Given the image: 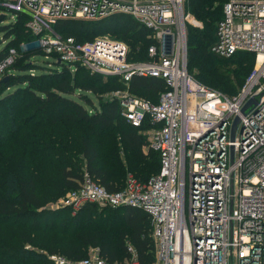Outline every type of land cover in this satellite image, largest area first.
<instances>
[{
    "label": "built area",
    "instance_id": "obj_1",
    "mask_svg": "<svg viewBox=\"0 0 264 264\" xmlns=\"http://www.w3.org/2000/svg\"><path fill=\"white\" fill-rule=\"evenodd\" d=\"M186 0H0V8L26 14L38 45L71 70L79 66L116 75L130 92L134 76L162 78L157 102L123 93L122 114L134 127L147 125L148 147L158 151L160 171L147 182L130 177L124 189L108 191L85 173L78 188L58 206L76 213L85 203L133 206L152 220V264H264V0H227L212 52L230 57L256 54L253 69L234 96L200 82L188 71ZM122 13L151 30L149 59L131 60L127 42L112 35L78 41L60 34L61 20H97ZM6 17V15H5ZM171 36V52L166 37ZM17 55L10 48L0 73ZM238 122L232 138L235 119ZM130 258L108 262L99 252L81 259L50 254L54 264H140Z\"/></svg>",
    "mask_w": 264,
    "mask_h": 264
},
{
    "label": "trees",
    "instance_id": "obj_2",
    "mask_svg": "<svg viewBox=\"0 0 264 264\" xmlns=\"http://www.w3.org/2000/svg\"><path fill=\"white\" fill-rule=\"evenodd\" d=\"M226 2L185 1V12L204 25L188 27V71L234 96L253 69L256 54L238 51L222 57L212 52ZM27 19L21 13L0 26V61L10 48L17 51L13 63L0 73V264H54L50 254L81 259L93 248L108 262H123L131 256L129 245L140 264H152V220L143 209L89 202L73 213L68 207L50 206L78 188L85 173L116 192L130 177L147 182L160 171L161 159L148 147L147 125L128 123L120 98L106 94L126 88L120 78L106 75L103 80L100 73L82 66L72 74L57 60L36 62L40 46H18L20 40L38 39ZM55 29L81 42L109 33L127 42L129 58L138 61L149 59L148 49L155 43L150 29L122 13L61 20ZM166 88L162 78L153 76L136 75L129 84L131 92L153 102Z\"/></svg>",
    "mask_w": 264,
    "mask_h": 264
},
{
    "label": "rangeland",
    "instance_id": "obj_3",
    "mask_svg": "<svg viewBox=\"0 0 264 264\" xmlns=\"http://www.w3.org/2000/svg\"><path fill=\"white\" fill-rule=\"evenodd\" d=\"M0 14H5V15H6V17H5V19L3 20V22L0 23V26L3 25V24L9 23V22H11V21L14 20V18L11 17V12H10V11H6V10H3V9L0 8ZM190 14H191V13H190ZM186 25H187V39H188V27H189L190 25L197 26V27H203V26H204V25H203V22L200 21L199 19H197L193 14H191V16H190V21L187 22ZM2 37H3V33L0 32V39H1V40H2ZM28 40H29V39H28ZM1 43H2V44H1V46H2V45L5 43V41H4V42H1ZM18 46H19V48H33V47H38L39 45H38V43H37L36 41L26 42V40L23 39V40H20V41H19ZM34 60H35L36 62L41 63V64H42V63H43V64H47V62H51V61H52V57H51V56L49 57V56L46 54V52L41 48L40 53L34 56ZM142 61H144V60H142ZM48 65L50 66L51 64L48 63ZM88 70H89V69H88ZM90 71H91V70H90ZM32 72H35V70L32 71ZM75 72H76L75 69L71 70V73H72V74L75 73ZM91 72H93V71H91ZM94 73H96V72H94ZM100 76H101V78H102L103 80L109 78V76H106L105 74H102V73H100ZM118 90H120V91L123 92V93L132 94V95H134V96L145 97V95H143L142 93H133V92H131V91H130V92H127L126 89H118ZM118 90L111 91V92L109 91V92H106V94H107V95H114L115 93L118 92ZM87 94L91 95L92 98L95 100L96 103L99 102L98 99H97V97L95 96V94H94L93 92H87ZM104 96H105V95H104ZM147 97H149V96H147ZM147 143H148V138H147ZM147 149H148V148H147V145H146L145 150H147ZM59 203H60V201H58V202H54V203L50 204V206H51V207H56V206L59 205ZM95 252H98V250L93 248V249H90L89 254H92V253H95Z\"/></svg>",
    "mask_w": 264,
    "mask_h": 264
},
{
    "label": "water",
    "instance_id": "obj_4",
    "mask_svg": "<svg viewBox=\"0 0 264 264\" xmlns=\"http://www.w3.org/2000/svg\"><path fill=\"white\" fill-rule=\"evenodd\" d=\"M4 18H5V14H0V21L4 20ZM171 40H172V37L171 36H167L166 37V42H167L166 51L168 53L171 52ZM237 122H238V118L235 119L234 124H233V128H232V138H234V135H235V129H236Z\"/></svg>",
    "mask_w": 264,
    "mask_h": 264
}]
</instances>
